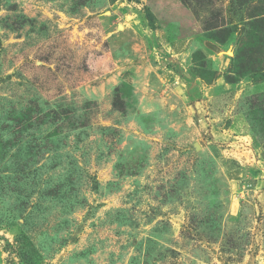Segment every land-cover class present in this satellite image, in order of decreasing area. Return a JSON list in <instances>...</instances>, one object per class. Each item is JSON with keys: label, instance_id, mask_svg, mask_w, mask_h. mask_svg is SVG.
Instances as JSON below:
<instances>
[{"label": "rangeland", "instance_id": "rangeland-1", "mask_svg": "<svg viewBox=\"0 0 264 264\" xmlns=\"http://www.w3.org/2000/svg\"><path fill=\"white\" fill-rule=\"evenodd\" d=\"M0 264H264V0H0Z\"/></svg>", "mask_w": 264, "mask_h": 264}]
</instances>
